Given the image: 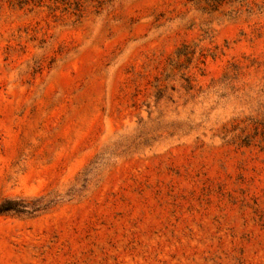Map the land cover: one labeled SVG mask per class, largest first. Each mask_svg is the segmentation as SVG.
<instances>
[{
  "label": "rangeland",
  "instance_id": "obj_1",
  "mask_svg": "<svg viewBox=\"0 0 264 264\" xmlns=\"http://www.w3.org/2000/svg\"><path fill=\"white\" fill-rule=\"evenodd\" d=\"M0 264H264V0H0Z\"/></svg>",
  "mask_w": 264,
  "mask_h": 264
}]
</instances>
